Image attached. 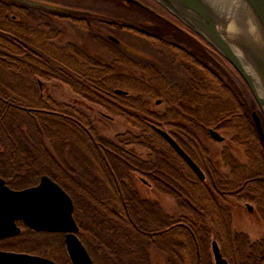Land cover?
I'll return each mask as SVG.
<instances>
[{"label":"trees","instance_id":"obj_1","mask_svg":"<svg viewBox=\"0 0 264 264\" xmlns=\"http://www.w3.org/2000/svg\"><path fill=\"white\" fill-rule=\"evenodd\" d=\"M36 12L54 14L0 0V177L6 184L24 189L36 185L43 175L58 183L72 199L78 237L93 264H151L155 252L165 256L167 264H213L212 236L221 245L220 253L213 247L218 260L222 256L228 264H264V238L251 242L245 234H233L227 205L231 199L252 203L264 222V146L252 118L255 103L233 82L231 74L238 78L236 73L228 75L226 69L231 68L225 69L224 60L213 51L187 35L166 29L185 46L177 54L179 61L186 59L188 81L177 90L185 89L182 97L200 94L185 102L179 99L173 122L183 135L207 136L211 128L231 131V143L243 147L247 158V164H239L224 152L223 158L231 165L229 174L203 170L188 148L171 134L204 172L205 180L201 181L152 128L169 120L151 112L145 99H134L118 88L125 79H135L140 89L128 87L131 90L150 97L151 89L160 86L167 95L176 87L166 81L165 88L156 65L111 45L115 48L111 51L113 61L102 62L91 56L92 64H81L84 69L74 70L70 65L75 59L74 44L68 41L64 46L57 35L65 19H43L41 42L48 51L35 45L34 34L22 33L20 18L31 19L30 24L35 25ZM87 16L95 15L89 12ZM91 21H97V27L104 25L99 19ZM24 44L30 51L23 50ZM121 60L132 64L121 65ZM138 60L145 67L136 66ZM43 68L47 72L39 74ZM39 79L69 85L83 102L99 106L138 132L119 133L112 140L100 138L88 115L73 106L43 99ZM69 79H75L77 89ZM22 83L31 90V96L15 86ZM211 87L217 95L202 96ZM190 144L195 146L196 139ZM134 146L146 149V158L129 149ZM133 174L146 178L160 194L171 196L183 214L169 215L158 204L141 198ZM0 243L7 244L5 250L56 262V254L65 251L62 234L37 233L23 226L19 236Z\"/></svg>","mask_w":264,"mask_h":264},{"label":"rangeland","instance_id":"obj_2","mask_svg":"<svg viewBox=\"0 0 264 264\" xmlns=\"http://www.w3.org/2000/svg\"><path fill=\"white\" fill-rule=\"evenodd\" d=\"M52 1L61 3L59 8H61L62 5L63 7L64 5L66 6L73 5L72 7L69 6L68 10L69 9L74 10L77 13H82L83 11H89L94 15L97 14L98 17L101 18V20H107V22L105 23L106 26L108 25L113 26L116 25V23H122L123 25L125 23V26L126 25L129 26L127 28H119L118 26H116L114 27L112 32L116 35V37H118L122 41V43L125 45V48L129 51V53L136 55L138 58L144 57L147 61L152 62L153 65H156L155 67L158 68V70L160 71L159 74L162 76L160 77L161 81L162 80L165 81L164 83L165 88H166V81L170 83L172 86H175L176 88H174L173 91L170 90L166 95V91L164 92L162 90V87L154 86L155 88L151 89L152 91L150 97L148 96L145 97L141 95L139 92L128 88V87H132V88H137L138 90L140 89L137 87V85H139V81L135 79H130V80L125 79V82H122L121 86L118 88L128 91L129 96L133 97L134 99H145L148 102L147 106L151 112L166 117V119L169 121L166 123H160V124L158 123L159 126L163 130L168 132L170 135L172 134L173 136H175L176 139H179L181 144H183L188 148L189 152L192 154L195 160H197V162H199L202 165L203 170L207 169L210 172L217 171L218 173L223 175L229 174L231 165L227 163L226 160L223 158L224 152L230 153L232 158H234V160H236L239 164H245V163L247 164V158L245 156L244 148L231 143L230 140L232 137L231 131L216 129L218 134L223 137L222 141H217L213 139L208 132H207V136L199 133L193 134L194 136L192 134L183 135L182 131H180L178 129V126H176L177 123L173 122V119L175 118L174 116L177 106L176 103L179 101V99H183L182 102H185L188 101L187 99L189 97L191 99H194L196 98V96H200V94L197 95L193 93L192 95H189V97L187 96L182 97L181 95L185 94V89L183 88L181 90H177L181 85H184L188 81V76L185 74V70H184V65L186 64L184 60L186 59L183 58L184 60L179 61L178 54L180 53L177 52L178 51L177 49H172L171 47H168L167 45L161 44L159 42L154 41L155 42L154 43L152 40H149L147 38H140L134 34L136 30L134 29L133 31L131 29V26H136V23L144 19L141 15L137 13L135 14V12L130 11L127 8H124L123 6H121V3L115 0H106L103 2L94 1V0H52ZM26 2L33 3L32 0H26ZM81 5L84 7L82 8ZM51 6L52 5H49V8L55 7V6L52 7ZM152 6L156 8L159 7L161 9V7L157 5L155 2H152ZM56 7H57L56 9H59L58 6ZM87 8L90 10H88ZM65 9L67 8H62V10ZM160 9L159 12L163 14L164 12ZM76 22L77 23H75L74 29L72 28V30H68V25L65 26V24L67 23L66 20H62L58 28L59 34H57L59 38H62L64 40V46L68 44V41H71L74 44V55L76 60L74 59V61L71 62L70 64L73 67V69L77 71H79L80 68L84 69V67L81 64H87L91 61H94V59L91 56H94V58L102 62L113 61V55L111 51H114L115 48L111 45H114V42L107 40L108 42L106 43L102 39V37L99 34L100 30L98 31L96 30L97 21H91V23L87 25V28L85 25L79 28L81 23H79V21ZM99 26L101 27V25ZM102 27H104V25H102ZM41 47H43V50L45 51L49 50V47L45 43L44 44L42 43ZM53 52L57 54L56 50H53ZM142 60L136 61L135 62L136 66L140 68L142 66L145 67V65L142 62H140ZM119 62H120L119 64L121 65H123L121 62L132 64L130 62L122 61V60ZM222 63H224L223 64L224 66L223 65L222 66L226 69L227 67H225L226 66L225 62L222 61ZM194 67L195 66H191L192 69H194ZM90 69L92 68L90 67ZM39 71H40L39 74L41 73L45 74V72H47V70L44 68L40 69ZM226 71L228 75L230 73L235 74V71L231 69L227 68ZM215 73L217 75L219 74L218 71H215ZM130 74L132 75L131 71ZM138 74L139 72L135 73V77H138L139 76ZM231 76L233 78V82H235L237 88H239V90L243 92L245 98L254 101L253 96L251 95L250 91L248 90L246 84L242 81V79L239 76L238 78L233 77L234 75L232 74ZM74 80L69 79V82L71 83L72 86H76L77 89V86L79 85ZM39 81L42 82L40 83L42 84L41 92L43 95V99L50 98L56 103H62L73 106L79 111L88 115L92 120V122L94 123L96 132L100 138L106 140L107 139L112 140L119 133L130 131L136 134L138 132L137 129L131 127L126 121L118 117L109 115L99 106L83 102L82 99L84 98L76 94L75 91L69 85L61 83L60 81L46 82L43 79H39ZM15 86L18 87L21 91L24 90L27 96L32 95L31 90L22 87L24 86V83L17 84ZM215 95H217V92L213 87H211L209 88L208 91H205L204 95L202 96H207V97L209 96L213 98V96ZM194 105L195 104H193L192 102V106ZM255 106H256L255 112L258 115H260L262 118V125L264 130L263 115L260 112L258 106L256 104ZM173 109H174V114H173ZM193 139H196L195 146L194 144L192 145L190 144L191 140ZM129 149H131L132 152H134L141 158H146L148 154V151L146 149L138 146L129 147ZM132 176H133L135 188L141 198L145 200H149V202L158 204L162 208V210L169 215L179 216L183 214V211L180 209L176 201L171 196L160 194L159 192L154 190L153 187L149 185L146 178L139 177L137 174H133ZM227 202H228L227 205L229 206L231 211V229L234 232L233 234L235 233L245 234L248 236L251 242H255L263 239L264 222L259 218L255 210L256 209L255 205L249 203L250 208L252 209L250 211L248 209L249 205L247 204V202L244 201L236 202L232 199L227 200ZM48 240L52 244L51 241L52 239L50 238ZM219 244L220 243L216 242V240L214 239V236H212L210 239V249H211V259L213 264H218L217 263L218 257L213 247H217L219 252L221 246ZM7 248L8 246L6 243L5 244L0 243L1 250L2 249L5 250ZM56 258L58 262L62 264H70V261L68 260V256L65 251L62 252V254L57 253ZM220 259L227 261L226 258H223L222 256L220 257ZM65 260H67V262ZM150 262L151 264H167L166 257L157 252L151 254Z\"/></svg>","mask_w":264,"mask_h":264},{"label":"water","instance_id":"obj_3","mask_svg":"<svg viewBox=\"0 0 264 264\" xmlns=\"http://www.w3.org/2000/svg\"><path fill=\"white\" fill-rule=\"evenodd\" d=\"M11 1L57 13L86 14L59 7L49 8V5L42 3H27L26 0ZM127 1L140 4L136 0ZM155 1L189 26L229 62L248 87L264 118V96L259 95L255 86L259 85L264 92V0ZM252 118L264 146L262 121L255 111ZM152 127L193 173L204 180L202 170L176 141L163 129ZM209 133L213 139L222 141L215 130L210 129ZM72 212L70 196L48 176H42L37 185L21 190L9 188L0 177V240L18 236L21 229L17 222H21L35 232L64 234V245L70 263L93 264L77 236L78 226ZM0 264L58 263L37 255L0 250ZM218 264L227 263L220 260Z\"/></svg>","mask_w":264,"mask_h":264},{"label":"flooded vegetation","instance_id":"obj_4","mask_svg":"<svg viewBox=\"0 0 264 264\" xmlns=\"http://www.w3.org/2000/svg\"><path fill=\"white\" fill-rule=\"evenodd\" d=\"M38 1L48 2L51 4H57V5L61 4V3H57L56 1H52V0H38ZM115 1H118L119 3H121V6H123L124 8H127L130 11L135 12V14L137 13L144 18L142 21H139L138 23H136V26H131V29L133 31L134 29L136 30L134 34L137 37L147 38L149 40H152L153 42L154 41L159 42L161 44L167 45L168 47H171L172 49H177L178 51H181V49L185 47L184 43L173 40L174 38L173 36H171V33L166 31V28H171L178 35H180V33L186 35L182 31L183 27L181 26V23L178 21V19L174 18V16H171L170 13L165 10L166 8L163 7L164 9H162V7L160 6L161 7L160 9L158 7L160 10L164 12V13L162 12L163 14H161L158 8L152 6V2H154L153 0H138L141 4H133L131 2H127L124 0H115ZM69 6L72 7L73 5H67L66 7H69ZM83 7L84 6H82V8ZM36 14H37L38 21L34 22L35 25H31L30 23H32L31 22L32 20L26 17H21L20 23L22 25V33L25 34L26 36L34 34L33 38L35 40V45L39 46L40 48L42 46V42H41L42 34L41 33L44 28L43 19L45 20L52 19V18L65 19L67 22L65 26L68 25V30H72V28L74 29L75 23H77L76 21H79V23H81L79 28L82 27L83 25H85L87 28V25L90 24L91 20H98V19L101 20V18L98 17L96 13L94 17L76 16V15H66V16L64 15L63 16L59 14H48V13L44 14L41 12H36ZM101 21L104 22L103 23L104 27H106L105 23L107 22V20H101ZM114 26L115 27L118 26L119 28L129 27L128 25L125 26V23L124 25L122 23H116V25ZM104 27L102 28L100 26L97 27V29L100 30L99 31L100 36L103 39H107V40L108 39L110 40L112 39L111 37H113L118 40L117 43L114 42V45L125 48V45L122 43V41L118 37H116V35L112 32L113 30L112 31L104 30L105 29ZM160 29H162V32L160 31ZM187 33L190 36V39L192 41H194L195 43H198V45H201V40L197 36H194V34H192L191 32H187ZM24 46L25 48L23 50H25L26 52L30 51L29 47H27L28 46L27 44H24Z\"/></svg>","mask_w":264,"mask_h":264},{"label":"bare ground","instance_id":"obj_5","mask_svg":"<svg viewBox=\"0 0 264 264\" xmlns=\"http://www.w3.org/2000/svg\"><path fill=\"white\" fill-rule=\"evenodd\" d=\"M180 22H182L181 20H179ZM106 26V25H105ZM114 25L113 26H111V25H108V27L106 26V27H104L105 29L104 30H113L114 29ZM101 28H102V26H101ZM172 34H174V33H172ZM174 38V37H173ZM174 40H176V41H179V42H181V43H183L182 41H180V40H178L177 38H175ZM184 49L182 48L181 49V52L183 51ZM241 60V59H240ZM226 66H229L230 68H232V66L229 64V62L227 61L226 63ZM246 71H248V74L249 75H251L250 74V71L248 70V69H246ZM255 86H256V89H257V91H258V93H259V95L260 96H264V92H263V88L262 87H260L259 85H256L255 84ZM262 88V89H261ZM43 176H47V175H43ZM49 177V176H48ZM52 179V178H51ZM53 180V179H52ZM54 181V180H53ZM55 182V181H54ZM58 184V183H57ZM59 185V184H58ZM60 186V185H59ZM61 187V186H60ZM62 188V187H61ZM63 189V188H62ZM64 190V189H63ZM61 264V263H60Z\"/></svg>","mask_w":264,"mask_h":264}]
</instances>
